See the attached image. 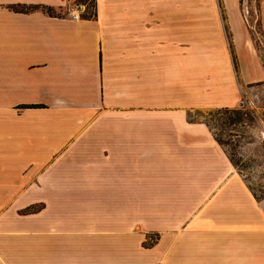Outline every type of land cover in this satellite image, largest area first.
<instances>
[{
	"label": "crops",
	"instance_id": "crops-1",
	"mask_svg": "<svg viewBox=\"0 0 264 264\" xmlns=\"http://www.w3.org/2000/svg\"><path fill=\"white\" fill-rule=\"evenodd\" d=\"M75 1L0 0V264H264V198L198 119L264 82L240 0Z\"/></svg>",
	"mask_w": 264,
	"mask_h": 264
},
{
	"label": "rangeland",
	"instance_id": "rangeland-1",
	"mask_svg": "<svg viewBox=\"0 0 264 264\" xmlns=\"http://www.w3.org/2000/svg\"><path fill=\"white\" fill-rule=\"evenodd\" d=\"M261 1L240 0L239 5L264 70V33L258 19ZM75 2L85 5L88 15L93 14L91 0ZM198 119L210 127L254 194L264 198V82L244 88L236 108L200 112Z\"/></svg>",
	"mask_w": 264,
	"mask_h": 264
},
{
	"label": "built area",
	"instance_id": "built-area-1",
	"mask_svg": "<svg viewBox=\"0 0 264 264\" xmlns=\"http://www.w3.org/2000/svg\"><path fill=\"white\" fill-rule=\"evenodd\" d=\"M86 13V7L80 3H71L67 8V16L71 20H80L83 15Z\"/></svg>",
	"mask_w": 264,
	"mask_h": 264
},
{
	"label": "trees",
	"instance_id": "trees-1",
	"mask_svg": "<svg viewBox=\"0 0 264 264\" xmlns=\"http://www.w3.org/2000/svg\"><path fill=\"white\" fill-rule=\"evenodd\" d=\"M34 10H42L43 12H46L47 14H52L50 9L41 8V7H36V6H34V7H18V9H16V11H18L19 13H28V12H30V11H34ZM216 141H217L220 145H222L221 142L218 141L217 139H216ZM256 197H257V196H256ZM257 198H258V197H257Z\"/></svg>",
	"mask_w": 264,
	"mask_h": 264
}]
</instances>
